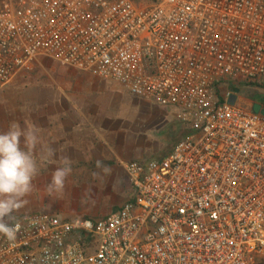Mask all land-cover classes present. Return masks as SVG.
I'll return each instance as SVG.
<instances>
[{
    "label": "built area",
    "instance_id": "1",
    "mask_svg": "<svg viewBox=\"0 0 264 264\" xmlns=\"http://www.w3.org/2000/svg\"><path fill=\"white\" fill-rule=\"evenodd\" d=\"M42 61L169 111L188 137L124 163L131 197L103 217L15 219L0 264H264V0L0 1V91Z\"/></svg>",
    "mask_w": 264,
    "mask_h": 264
},
{
    "label": "rangeland",
    "instance_id": "2",
    "mask_svg": "<svg viewBox=\"0 0 264 264\" xmlns=\"http://www.w3.org/2000/svg\"><path fill=\"white\" fill-rule=\"evenodd\" d=\"M94 80L95 78L82 75L57 63L42 61L30 72L16 77L9 85L10 88L7 86L0 91V115H29L32 104H34L33 108L37 107L39 115H44L47 106L49 111L52 110V107L50 108L52 100L58 99L56 104H59L67 97L91 94L88 83ZM109 87L111 90L116 89V95L120 98L114 109L111 105V114L118 115V126L119 123L122 124V129L115 131L116 141L112 139L109 141L113 148L116 145H123L126 147L127 158L132 156V159L145 163L164 158L182 140L184 133L176 115H171L167 110L157 108L155 105L141 102L117 84L109 83ZM5 96L9 97L7 102L4 100ZM129 147L131 149H128ZM105 180L96 183L65 184L63 191L60 192V199L69 209H74V213L69 218L103 217L113 208L123 205L130 199L131 187L123 169L118 176L111 175V179L106 177ZM40 187L44 188L45 185L39 184L38 188ZM36 199L42 204V197L39 194ZM45 208L35 211H47ZM33 210L34 208L29 211ZM24 214L26 212L17 211L14 216H26Z\"/></svg>",
    "mask_w": 264,
    "mask_h": 264
},
{
    "label": "crops",
    "instance_id": "3",
    "mask_svg": "<svg viewBox=\"0 0 264 264\" xmlns=\"http://www.w3.org/2000/svg\"><path fill=\"white\" fill-rule=\"evenodd\" d=\"M88 88L91 89H89L91 93L89 95L67 97L64 102L59 104H56L58 99L52 100L50 105L52 110L49 111L47 106L44 115L37 113V107H32L34 104L31 105L29 115H0V132L7 131L13 121L18 122L22 128L34 125L38 130L39 143L34 149V156L38 161L39 173L33 180L32 192L24 197L26 203L18 212H26L24 215L51 213L68 218L74 213V209H69L61 201L60 192L49 193L47 190L52 173L57 167L63 166L62 161L65 158L71 161L72 168L65 184L71 182L96 183L105 180L106 177L111 179V175L118 176L120 170H124V163L138 161L132 159V156L127 158L126 147L123 145H116L113 148L109 143L111 139L116 141L115 131L122 129V124L119 123V126L117 124L118 115L111 114V105L114 109L120 99L116 95L117 90H111L109 84L97 79L89 82ZM100 92H102L101 95ZM3 94L5 95V92ZM6 97L4 98L5 102L9 98ZM122 135L121 133V140ZM21 146L23 147V140ZM49 149L52 150V155L47 160H43L42 157L47 156ZM100 163L111 164L95 167ZM39 184H44L45 187L38 188ZM130 192H132V187ZM37 194L42 197V204L38 203ZM33 208V211H29ZM41 208H45L47 211H35Z\"/></svg>",
    "mask_w": 264,
    "mask_h": 264
},
{
    "label": "clouds",
    "instance_id": "4",
    "mask_svg": "<svg viewBox=\"0 0 264 264\" xmlns=\"http://www.w3.org/2000/svg\"><path fill=\"white\" fill-rule=\"evenodd\" d=\"M34 125L22 128L13 121L7 131L0 132V234L9 241L16 239L19 224L15 223L14 213L25 203L24 197L33 190V180L39 173L34 149L39 143ZM23 140V147L21 142ZM52 155L48 150L47 160ZM61 167L52 173L47 186L49 193L62 192L66 178L71 174V161L65 158Z\"/></svg>",
    "mask_w": 264,
    "mask_h": 264
},
{
    "label": "trees",
    "instance_id": "5",
    "mask_svg": "<svg viewBox=\"0 0 264 264\" xmlns=\"http://www.w3.org/2000/svg\"><path fill=\"white\" fill-rule=\"evenodd\" d=\"M184 135H183V139H186L188 137V135L185 133V131H183ZM108 164H111V163H100V164H96L95 167H99V166H104V165H108ZM22 216H18V217H15L16 220L20 219Z\"/></svg>",
    "mask_w": 264,
    "mask_h": 264
},
{
    "label": "water",
    "instance_id": "6",
    "mask_svg": "<svg viewBox=\"0 0 264 264\" xmlns=\"http://www.w3.org/2000/svg\"><path fill=\"white\" fill-rule=\"evenodd\" d=\"M235 100H236V98L233 97V98L231 99V103H234ZM260 108H261L260 105L257 104V105L254 106V111H255V112H260Z\"/></svg>",
    "mask_w": 264,
    "mask_h": 264
}]
</instances>
